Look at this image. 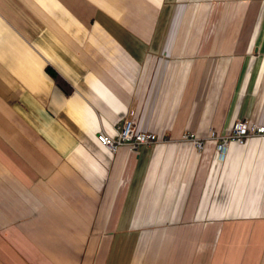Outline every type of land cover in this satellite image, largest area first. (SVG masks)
<instances>
[{
	"label": "crops",
	"instance_id": "0c3cea01",
	"mask_svg": "<svg viewBox=\"0 0 264 264\" xmlns=\"http://www.w3.org/2000/svg\"><path fill=\"white\" fill-rule=\"evenodd\" d=\"M245 119L264 0H0V264H264V135L209 138Z\"/></svg>",
	"mask_w": 264,
	"mask_h": 264
},
{
	"label": "built area",
	"instance_id": "2783aa9c",
	"mask_svg": "<svg viewBox=\"0 0 264 264\" xmlns=\"http://www.w3.org/2000/svg\"><path fill=\"white\" fill-rule=\"evenodd\" d=\"M114 132V134H109L102 130L96 135L98 141L112 153H115L121 146L137 150L141 145H150L163 140L153 131L140 129L133 119H124L118 123ZM260 135H264V125L250 123L245 119L235 122L226 134L219 135L215 130H212L209 138L216 140V158L223 160L231 142H244L249 137ZM183 138L194 142L200 150L204 147L205 141L197 138L192 131H187Z\"/></svg>",
	"mask_w": 264,
	"mask_h": 264
},
{
	"label": "trees",
	"instance_id": "16d2710c",
	"mask_svg": "<svg viewBox=\"0 0 264 264\" xmlns=\"http://www.w3.org/2000/svg\"><path fill=\"white\" fill-rule=\"evenodd\" d=\"M51 73L56 78V80L58 81L59 79H58L57 75L54 72H51Z\"/></svg>",
	"mask_w": 264,
	"mask_h": 264
}]
</instances>
